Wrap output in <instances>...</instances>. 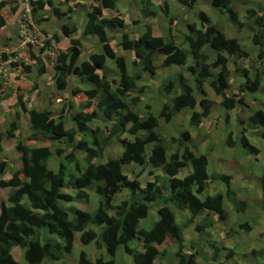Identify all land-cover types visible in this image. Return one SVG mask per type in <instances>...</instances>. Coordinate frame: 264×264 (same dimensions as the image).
<instances>
[{"label": "trees", "instance_id": "obj_1", "mask_svg": "<svg viewBox=\"0 0 264 264\" xmlns=\"http://www.w3.org/2000/svg\"><path fill=\"white\" fill-rule=\"evenodd\" d=\"M91 1L85 12L81 34L95 36L101 51L91 52L86 55L88 59L80 60L81 37L72 35L77 30L74 23L71 25L65 23L61 36L68 39V47L55 49L52 75L53 85L59 91L67 87V78L70 75H75L82 82L85 80L90 82L91 87L71 89L69 93L74 103L71 101L69 104L62 103L58 115H53L47 108L35 109L26 106L23 94L20 93L21 88L16 87L20 90L19 93L15 92L14 106L17 107L15 117L7 124L5 130L0 131V174L9 166L7 159L1 155L4 138L13 140L16 150L13 158L20 160V167L13 169L8 178L0 180V188L9 187L6 202L0 204V264H20L11 253L13 247L23 249V258L28 264H55L65 252L71 250L75 233H79V239L83 244H88L96 238L97 234L89 224L101 226L98 233L101 242L98 246L104 247L106 253L112 257L116 250L122 247L130 256L131 264H154L157 259L158 264H162L169 253L168 248L160 247L164 242L168 246L176 244L173 253L176 264H196L195 257L199 253L193 242L189 243V248L195 250L184 252L183 228L203 211L213 212L219 219H226L228 214L223 208L225 200L231 203L235 212L245 207L241 205L243 200L238 199L242 196L231 187V175L209 173L206 155L195 154L188 147L186 141L190 135L187 131H182L176 138L171 137L176 143V148L169 151L164 136L157 130L158 120L162 118L166 123L171 122L177 113L189 109V123L197 126L210 114L214 104L208 97L207 85L221 98L220 106L224 110L233 109L241 104L243 94L255 93L258 90L264 74V6L252 0H208L211 9L217 12L216 20L212 22L204 12L194 13L199 24L195 22L185 24L188 32L184 36V41L187 43L188 51L176 45L172 38L154 35L153 25L148 21L138 26L137 35L133 37L127 32H118L120 38L116 44L120 46V50L132 53L130 60L132 71L129 72L125 55L115 51L112 44L115 41V34L111 32L117 28H125L129 22L128 18L121 15L110 17L103 15L104 10H115V0ZM165 1L136 0V4L143 19H157L161 13V20L170 27L175 17L169 15ZM177 2L194 12L196 0ZM9 3L0 2V27L5 24L2 8ZM29 3L32 17L46 5H50L52 16L55 18H61L65 14L56 5L51 6L49 0H29ZM16 8L17 5H13L12 10L15 11ZM242 9L243 13H240ZM240 17L247 21H241ZM43 19L47 17L44 16ZM41 20L40 17L36 21ZM226 22L232 23L235 29L245 24L254 27L250 42L258 46L255 62L262 67L254 70L253 74H250L246 63L252 56L251 53L241 46L236 36L224 30L223 23ZM169 27L166 29L169 30ZM108 29L111 30L107 31ZM60 38V35L54 33L45 42L58 43ZM204 46L205 49L211 50L213 57L215 56L213 61H209V54L203 52ZM44 49L45 47L40 48L41 52L35 55L29 54V59L39 63L34 75L46 72L47 66L43 57L49 58V54L43 51ZM15 56V52L0 53V65L1 62L7 63L13 78L21 79V76L31 73L30 65L22 64ZM159 56L161 58L157 60ZM107 59L112 60L114 68L119 73L116 80L110 78L107 71L102 69ZM229 61H232L236 74L243 77V81L237 84V90L232 95H227L231 79ZM171 65L179 66L181 69L172 75L173 78L172 76L163 78L160 82L161 89L170 93L178 87L180 91L176 92L169 102L161 104L157 115L150 110L148 104L144 106L145 114L139 113L136 107L144 92V85L139 86L141 73L153 75L157 67ZM18 66L21 68L18 69ZM215 66H218L217 72L212 71V67ZM9 87L14 88L2 74L0 104L9 98V91H6ZM54 98L59 100V94ZM261 104L262 102L247 116L246 122L258 128L260 136L264 139V103ZM21 112L27 114L30 130L29 135L22 140L18 139L16 134ZM65 113L74 124L69 129L65 128ZM94 120L104 122V127H89L88 123ZM240 122L243 123L245 120ZM125 132L130 137L120 136ZM79 133H89L93 139L91 142L93 146L80 137L77 138ZM241 133L240 142L245 151L258 152V149L249 143L243 130ZM113 138H117L120 143V156L108 157L104 162L95 163L94 160L101 156L103 149ZM36 142L41 145H36ZM227 142L229 144L234 142L230 135ZM59 144H64L66 148L58 146ZM68 148L70 151L66 152ZM80 151L84 153L86 162L83 169L76 161L77 154L82 153ZM53 153L63 160L58 164L57 171L47 166L48 158ZM71 163L74 164V174L67 172ZM130 164L138 165L140 171L145 166L160 168L163 174L161 177L155 175L152 180L141 183L137 178H130L124 174L123 166ZM183 168H188L187 172L183 176H178ZM66 174L71 188L76 190L74 195L61 192ZM216 180L223 183L224 194L217 192L207 195L205 200H202L200 195ZM258 182L264 211V171L260 174ZM88 188L93 189L99 196L98 205L92 213L74 208L69 216V211L58 206L59 200L69 201L73 197L78 200L88 199L86 192ZM122 190L129 191L130 199L123 198L115 202V196ZM137 192L140 193V197H136ZM153 204L156 205L157 220L148 229L139 227V221L147 216ZM171 205L188 212V217L181 224L176 222ZM210 222L203 219L201 223L194 224L195 230L199 231L201 227L210 225ZM240 227L249 229L247 222L240 224ZM43 233L52 238L40 243V236ZM133 240L138 241L141 250L130 246ZM214 249L212 260L216 259L220 247L214 246ZM252 251L263 255L264 247L259 251L254 249ZM231 253L229 250L226 257ZM78 264H114V260L102 256L91 260L82 251L78 257Z\"/></svg>", "mask_w": 264, "mask_h": 264}, {"label": "rangeland", "instance_id": "obj_2", "mask_svg": "<svg viewBox=\"0 0 264 264\" xmlns=\"http://www.w3.org/2000/svg\"><path fill=\"white\" fill-rule=\"evenodd\" d=\"M90 1L91 0H76L77 2L76 4L74 3V1L70 2L69 0H51V2H53V4H55L57 7H59V10L65 14L62 15L61 18H55L54 16H52L50 5H46L43 9H40V11H38V14L31 18V22L33 25L32 32L35 31L34 35L36 36V39L40 41L43 36L51 35L54 33L61 35L63 24L66 23L68 25H71L73 23L72 17H76L78 20L85 16V11L86 9L89 8ZM160 1H165V0H160ZM256 1L260 2L261 4H264V0H256ZM15 2L18 5L15 11L12 10L13 5L15 4L12 1L8 5L4 6L1 11L2 13L4 12L3 14L5 15L4 16L5 24L2 27H0V53L5 54L6 51L7 54H12L15 52L16 53L15 58L21 61L22 64H28L31 61V59H29L30 58L29 54L35 55V53H39L41 51L39 46L37 48L23 43L22 41L23 36L22 33H20V28L22 30L24 28L22 26L23 25L22 22H23V12H24L23 8L25 7V3L22 0ZM165 2L168 3L167 0ZM176 3L178 5V8L181 9L179 10L174 4L172 12H174L175 15L173 22V24L175 23V29L167 30L161 28L164 22L161 20L162 14L160 13L157 16V19L156 18L151 19V21L155 26V28L153 29V34L164 36L166 38H172L173 40H175L176 45L181 46L182 48L187 49L188 51L187 43L184 41V36H183V33L188 32L185 24L191 23L193 20L196 24H199L197 22V19L195 18L194 13L204 12L210 17L213 16L216 17L215 13L217 12L211 9V6L206 1L200 2V0H197L196 1L197 4H195L194 12L189 11L187 7L179 6L177 0ZM167 5L169 6V3ZM115 8H117V11L115 10H105V11H107V14H111V15H116V13L117 14L122 13L124 14V16H126V18H128L129 21L127 26L121 29L120 31L123 33L127 32L130 37L137 35L139 21H136L134 18L137 17L138 14L137 12L139 11V9L136 4V0H116ZM76 9L78 10V12H76ZM44 16L47 17V19H43ZM40 17L42 20L37 22L36 20L39 19ZM182 23L184 26H182ZM227 25L233 28V29L229 28L228 30L229 33L233 34L234 36H238L237 39L238 38L240 39L239 42L241 46L244 49H246L249 53H251L252 56L249 58V60L246 61V63H247V67L250 70V74H253L254 70L256 71L257 69L262 67L261 65L255 62V52H256L255 49L258 48V46L250 42V35L254 31V27L251 24H245V26L243 27L241 26L240 28L235 29L232 23L226 22L223 23L225 31ZM73 36H77V33L74 34ZM117 36L118 34L115 37L116 40L118 39ZM95 39L97 41L96 37ZM96 41L91 40V42H87L84 45V47H88L87 52L86 49L83 48L82 46L83 51L86 55H89L91 52L101 51L100 44H97L98 41L97 42ZM116 42L117 41L113 43L115 51L117 53H121L120 46L116 44ZM56 44H57V48L65 49L68 47V39L66 38V40L64 39L63 41L61 40L58 43L56 42ZM205 48H206L205 46L202 48L203 52L209 54L210 56L209 61H213L215 59V56L214 57L212 56V53L210 52L211 50L209 51ZM50 50L51 49H48L45 52L48 53V51ZM83 51L81 50V52ZM53 53L54 51H52L51 54ZM51 54L49 55V58L46 57V60L44 59V61L46 62L47 69H49L50 71H52V64H50L52 60ZM80 60L83 59L80 58ZM231 63L232 61L228 62V66L231 70V80H230V86L227 89V95L234 94V92L237 90L236 86L241 78L240 75L236 74V72L234 71V66ZM30 64L32 65L33 69L37 70V68L39 67V63L30 62ZM31 65L29 67H30V72L32 73ZM6 66L9 67L7 63L1 62V67H2L1 73L3 74L4 79L8 75L7 80H9V85L12 86L11 81L19 80V79L13 78V74L10 73L11 69L6 68ZM175 66L176 65H174L173 67ZM12 67L13 66H11V68ZM20 68L21 66H18V69ZM111 68H113L112 60L107 59L102 69L103 71L110 72L112 71ZM129 68L131 72L132 68L130 67V65ZM3 69H5V71H3ZM212 71L217 72L218 66L212 67ZM175 72H176V68L165 69L164 67H158L155 73L152 75V77L149 76L146 78V76H143V79L140 80L139 86L144 85V90H143L144 92L143 94H141L140 102L136 107L139 113L145 114L146 109L144 106L148 104L150 105V110L157 115L158 111L160 110L161 104L163 102H169L172 96L176 92L178 93L180 91L178 87H175L173 92L169 93L161 89L160 86V82L164 77L170 76ZM114 73L116 75H119L117 69L114 70ZM2 74H0V77L2 76ZM47 75H48L47 83H50L51 74L48 73ZM262 76L263 78L261 79V83L258 90L255 93L243 94L244 96V99L242 100L243 102L230 110H224L220 106L221 98L215 95L207 85L206 90L208 93V97L214 102V104L210 109L211 110L210 114L206 118L202 119L197 126H193L189 123L190 111L188 109L185 110V112L183 113L180 112L178 115H176L171 122L166 123L162 118H159L158 120L159 125L157 127V130L164 136V140L166 141L169 151H172L173 149L176 148V143L171 140V137L176 138L177 136H179V134L182 131H187L190 134V138L186 141V144L195 154L206 155L208 159L207 171L209 173H226L233 176L234 182L240 185L239 186L240 188L234 186L233 188L236 189L237 194H239L240 192L243 194L242 198H238L239 200H243L241 204L242 206L245 207L243 210L234 213L233 208H231L232 210L229 209V202L225 200L223 201V208L225 211L229 210V212H227V214H229L227 216V220L225 219L219 220L215 214H212L213 218L210 222V225H208L210 227L209 228H207L208 226L205 227L207 228L205 230V237L202 233L196 232L198 242L197 240L191 241L196 243L195 248L199 253L198 256L195 257L196 264H264V254L259 255L257 252L254 253L252 251V249H254L255 251H259L264 247V211L262 210L261 196L258 197V195H260L259 194L260 190L258 192V177L264 171V139L260 136V130L258 128L248 125L246 122L247 116L255 110L258 104L261 102L262 104L264 103V74ZM186 77L188 76L186 75ZM26 78L28 80V83L31 84L27 88H21L20 91V92H24L23 95L26 101V105L37 109H42V108L51 109L54 105L56 110L54 109L52 110L53 115H58L60 108L57 109L56 107L57 106L60 107L61 104L58 105L57 103H55L56 101L55 98L51 99L48 95L50 92L53 91L52 90L53 87H48L47 84L45 87L37 91L35 88V84L37 82V81L35 82V80L37 77L34 76L32 78L29 75ZM78 80L80 81L79 78ZM81 86L83 89L90 88L91 83L85 80V82L83 81ZM19 90H20L19 88L15 90L14 88H10V87L6 89V91H9L8 94L10 96L9 98L3 100L2 103L0 104V131L5 130L7 124L10 121H12V119H14L15 117V112L13 113L12 111L14 110L15 107L14 106L16 100L15 92L19 93L18 92ZM10 91H14V92H10ZM57 91L59 90L55 88V92ZM66 92H68V88L66 89ZM64 95L67 96L66 94ZM65 104L67 103L65 102ZM65 114L67 115V113ZM241 120H245V122L241 123L240 122ZM18 121H19V129L16 131V134L18 135V139L20 138L22 140L25 139L27 135H29V122L27 115L23 116V113L19 114ZM65 122H66L65 124H67V128L74 126L69 121V119L68 120L65 119ZM90 125L92 128L98 126L99 128L100 127L102 128L104 127V122L102 121L97 122V120H94L90 122ZM242 130H243V134L247 137L249 143L253 145L256 149H258V152L252 153L245 151V149L243 148L240 142V136L242 134L241 133ZM229 135L231 136L232 141H234L231 144L227 142V137ZM101 136H103V132H101ZM120 136L130 137L127 135L126 132L122 133ZM79 137L81 138V140L89 142L90 146H93V144L91 143L93 139H91L92 136H90L89 133L86 134L79 133L77 134V138ZM2 144H3V151L1 155L5 159H7L9 166H7L4 173L0 174V180L8 178L13 169L20 167V160L17 158H13L14 151H16L14 148L13 140L10 138H4ZM61 145L62 147L66 148L65 146H63L64 144H59L58 146ZM68 151H70L69 148L66 152ZM120 152H121L120 143L117 141V138H113L105 146L101 156L96 158L94 162L95 163L104 162L108 157L118 158L120 156ZM61 161H63L62 157H59L56 153H53L48 158L47 166L53 171H57L58 164ZM76 161L78 162L81 169L85 167L86 162L84 160L83 152L77 154ZM150 170L152 171V173H149ZM73 171H74V164L71 163V165H69V170H67V172L74 174ZM123 172L124 174H127L130 178H137L141 183H144L147 180H152L153 176L155 175L161 177L163 174V171L160 168L153 169L150 166L149 167L145 166V168L140 171V167L136 164L123 166ZM186 172L187 169L183 168L179 172L178 176H183ZM221 188L223 189L222 193L224 194L225 188L223 186V183L217 180L213 181L209 184V186L204 191V193L200 195V198L202 200H205V197L207 195H213L214 193L220 191ZM61 192L69 193L71 195H74L76 192V190L71 188L68 182L67 174L65 175V183L61 187ZM86 192L88 194V199L78 200L73 197L69 201L59 200L57 201V204L59 207L63 208L64 210L69 211V216H71L70 215L71 211L74 208H79L92 213L96 208V206L98 205L99 196L94 192L93 189L88 188L86 189ZM8 193H9V187L0 188V204L1 202H6ZM136 197H140V193L137 192ZM123 198H125L126 200L130 199V193L128 190L120 191V193L115 196L114 201L118 202L120 200H123ZM171 209L175 212L176 222L178 224H181L182 220H184L185 218L181 214V212L185 213V215H187L188 212L186 210L177 209L172 205H171ZM205 215L207 216V214ZM197 217L202 218L203 215H198ZM157 218L158 216L156 213V206H150L147 216L140 220L139 227H144L148 229L151 227L152 223L155 220H157ZM244 222H247V225L249 226L248 230L240 227V224ZM89 226L97 234L96 238L88 244H83L79 239V233H75L71 250L69 252H65L62 258L56 261L55 264H78V257L80 255V252L82 251L85 252L86 256L91 260H94L98 256H102L105 259L112 258L114 260V264H131L130 256L124 252L122 247H119L116 250L115 255L113 257L106 253L104 247H99L98 243L101 242V240L99 238L98 233L101 230V226H96L92 224H89ZM216 228H219V230H217L219 233V238H217L216 231H213V229ZM192 232H193L192 230H188L186 232V237H189ZM53 237L55 236L53 235ZM47 238H52V236L43 233L40 236V243L47 240ZM216 242L220 247V249L217 250L218 255L216 259L212 260L211 256L215 250L214 246H216ZM166 245H167L166 243L162 244V246L165 247ZM175 245L176 244L174 243V247L176 248ZM130 246L141 249V246L138 244L137 240L131 241ZM162 246L160 247L162 248ZM187 248L188 247H186V249ZM229 250H231L232 253L228 257H226ZM188 251L193 252L194 248L188 249ZM11 253L13 257L18 262H20V264H28L23 258V249L19 247H13ZM207 256L209 258H207ZM158 263L159 260L158 259L155 260L154 264H158ZM162 264H176V259L173 257V255H171V252L167 254Z\"/></svg>", "mask_w": 264, "mask_h": 264}, {"label": "crops", "instance_id": "obj_3", "mask_svg": "<svg viewBox=\"0 0 264 264\" xmlns=\"http://www.w3.org/2000/svg\"><path fill=\"white\" fill-rule=\"evenodd\" d=\"M70 2H72V1H74V3H76L77 4V2H76V0H69ZM168 1V3H169V6H168V8H169V15H172V16H175L174 15V12H172V10H173V6H174V4H175V6L178 8V5H177V3H176V0H167ZM197 1V0H196ZM204 1H206V2H209L208 0H200V2H204ZM253 2H255L254 0H252ZM50 3H51V5L53 6L54 4H53V2H51V0H50ZM55 3V2H54ZM89 3H92V1H90ZM115 3H116V0H115ZM167 3V4H168ZM255 3H257V4H260V5H262V6H264V4H261L260 2H258V1H256ZM179 4V3H178ZM195 4H197L196 2H195ZM179 6H182V7H185V6H183V5H180L179 4ZM179 10L181 9V8H178ZM183 9H185V8H183ZM137 10V9H136ZM115 11H117V8H115ZM76 12H78V10L76 9ZM138 14H137V17H135L134 19L135 20H137V21H139V25L138 26H140L141 25V23H143V22H145V21H148V22H150L152 25H153V28H155V26H154V24H153V22L151 21V19H143L142 18V16L140 15V12L138 11L137 12ZM240 13H243V9L240 11ZM103 15L104 16H112L111 14H107V11H103ZM116 15H121V16H124V14H122V13H120V14H117L116 13ZM209 16V15H208ZM124 17H126V16H124ZM210 17V16H209ZM73 18V23L76 25V31L72 34V35H74V34H76L77 33V36L78 37H81V47H80V51L82 50L83 51V48H85L86 49V52L88 51V47H84V45L87 43V42H91V40H95L96 41V39H95V37L94 36H91V35H88V36H84V35H82L81 34V29H82V25H83V23H84V21H85V16L84 17H82L81 19H78L77 20V18L76 17H72ZM211 18V21L212 22H214L215 20H216V17L215 16H213V17H210ZM131 19V18H130ZM240 20L241 21H247L246 19H244L243 17H240ZM192 22H194V20L192 21ZM191 22V23H192ZM178 25V24H177ZM176 25V26H177ZM127 26V25H126ZM125 26V27H126ZM163 27H164V29H166L167 28V25L164 23L163 25H162ZM182 26H184L183 25V23H182ZM243 26H245V25H243ZM242 26V27H243ZM229 28H231V29H233L232 27H230V26H226V30L228 31L229 30ZM121 29H123V28H121ZM121 29H119V28H117V29H114V30H112L111 32H114L113 34H115V37H116V35L118 34V32H121L120 30ZM169 29H175V23L173 24H171V26L169 27ZM46 30V29H45ZM111 29H108L107 31H110ZM228 33H229V31H228ZM55 34H57V33H55ZM230 34V33H229ZM59 35V34H58ZM186 35V33H183V36H185ZM233 35V34H232ZM236 37H238V36H236ZM66 40V38L65 37H62V38H60V41L62 40ZM118 39H119V35H118ZM117 39V40H118ZM114 40V39H113ZM116 40V38H115V41H117ZM240 39L238 38V41H239ZM84 41V42H83ZM115 41L114 42H112V44L113 43H115ZM97 42V41H96ZM174 42H175V40H174ZM97 44H99V43H97ZM82 46H83V48H82ZM263 48H264V40H263ZM255 50H257V48L255 49ZM121 53L122 54H124L125 55V59H126V65H127V69H128V71L130 72V68H129V65H130V60L132 59V53H131V51H124V50H121ZM85 58H84V57ZM81 58L82 59H88V57H86V54L84 53V51L83 52H81ZM161 57L159 56L158 57V60L160 59ZM113 63V62H112ZM157 63H159V62H157ZM174 65H171V66H166V67H164L165 69H168V68H170V69H174V68H176V72L175 73H177L178 71H180V67L179 66H175V67H173ZM6 68H8V67H6ZM158 68V67H157ZM157 68H156V70H157ZM9 69V68H8ZM112 69V71H110L111 72V74H110V72H108L107 71V73L109 74V76H110V78H112V79H118V76L119 75H116L115 73H114V70H116L115 68H114V63H113V68H111ZM32 70V73L31 74H29L31 77H33V76H35L34 75V72H35V69H31ZM155 70V71H156ZM48 73H50L51 74V80H50V83H47V80H48ZM143 73H144V75H143ZM142 74H141V79H143V76H146V78L147 77H149V76H151L152 77V75H149V73H146V72H143ZM174 73V74H175ZM174 74H172V75H174ZM29 75H27V76H29ZM52 75H53V73H52V71H50L49 69H46V72L45 73H43L42 75H38L37 76V78H36V80H35V82H36V84H35V86H36V90L38 91L39 89H42L43 87H45L47 84H48V87H53L52 88V92H50L48 95H49V97L51 98V99H53L54 98V96L56 95V94H59V96H60V99L59 100H56L55 101V103H57L58 105H60V104H62V103H68L69 104V101H71V102H73V100H72V98H71V96H70V93H69V91L71 90V89H74V88H76V87H80V88H82V81L80 80H78V78L75 76V75H70V76H68V78H67V87L64 89V90H60V91H57V92H55V87H54V85H53V78H52ZM172 75H170V76H172ZM27 76H21V79H19V80H14V81H11L12 82V86L14 87V89L15 90H17L16 89V86H19V85H22V86H19V88H27V87H29L30 86V84L31 83H28V80H27ZM45 77V78H44ZM166 77H168V76H166ZM165 78V77H164ZM231 80V79H230ZM243 81V78L241 77L240 78V81H239V83H238V85L241 83ZM68 88V92H66V89ZM64 94H66L67 96H65ZM74 103V102H73ZM76 104V103H75ZM77 105V104H76ZM27 106V105H26ZM16 108L17 107H14V110L12 111L13 113L15 112V110H16ZM57 109H59V106H57L56 107ZM75 108H76V106H75ZM75 108H74V110H75ZM37 109V108H36ZM43 109V108H42ZM56 110L55 109V107H54V105H53V107L50 109L51 110V112H52V110ZM71 111H73V109L71 110ZM180 112H185V110H183V111H180ZM179 112V113H180ZM21 114V113H20ZM52 114H53V112H52ZM24 115H26V113H23V116ZM178 115V114H177ZM65 119H69V121L73 124V122L70 120V118H69V116L68 115H66V118ZM204 119V118H203ZM66 123V122H65ZM74 125V124H73ZM88 125H89V127H91V125H90V123H88ZM194 126V125H193ZM73 127V126H72ZM65 128L66 129H69V127L67 128V124H65ZM71 128V127H70ZM92 128V127H91ZM29 133H30V130H29ZM190 135V134H189ZM37 144L36 145H41V144H39V142H36ZM187 170H188V168H186ZM182 170V169H181ZM180 170V171H181ZM179 171V172H180ZM179 174V173H178ZM230 184H231V187H239L240 185L239 184H237V183H235L234 182V177L233 176H231V180H230ZM240 188V187H239ZM223 191V189L221 188V190L220 191H218L219 193H221ZM241 196L243 195L241 192L239 193ZM229 209H230V207H229ZM231 210V209H230ZM228 212H229V210H228ZM207 214V216L205 215V214ZM181 214L185 217L184 219H186L187 217H188V213H187V215H185V213H183V212H181ZM212 214H214L213 212H209V211H203L202 212V214L201 215H203V217L202 218H198V217H195L194 219H193V223H191L189 226H187V227H184L183 228V232H182V236H183V240H184V246L186 245L187 247L189 246V243L192 241V240H197V242H198V238H197V234H196V232L197 231H195L194 230V228H193V225L194 224H196V222L198 223V222H200V221H202L203 219H205V221L208 219V220H212V218H213V215ZM216 216H217V214H215ZM218 218V217H217ZM207 220V221H208ZM220 220V219H219ZM225 220H227V219H225ZM183 221V220H182ZM213 226V225H212ZM211 226V227H212ZM206 227V226H205ZM205 227H201L200 228V232L199 233H202L203 235H204V237H205V230L207 229V228H209L210 226H208L207 228H205ZM144 228V227H143ZM186 228V229H185ZM203 228H205V229H203ZM188 230H192L193 232L191 233V235L189 236V237H186V232L188 231ZM217 230H219V228H216V229H213V231H216V234H217V238H219V233H218V231ZM194 243V245H196V243L195 242H193ZM162 244H164V242L162 243ZM162 244H160V246H162ZM216 245H218L217 244V242H216ZM186 246L184 247V250L186 249ZM162 248H168V250H169V253L171 252V255H173V253H174V251H175V247H174V245H172V246H168V245H166V247L165 246H162ZM184 252H186L187 253V250L186 251H184ZM174 257V256H173Z\"/></svg>", "mask_w": 264, "mask_h": 264}, {"label": "clouds", "instance_id": "obj_4", "mask_svg": "<svg viewBox=\"0 0 264 264\" xmlns=\"http://www.w3.org/2000/svg\"><path fill=\"white\" fill-rule=\"evenodd\" d=\"M1 1H6L7 3H9V2H14L15 4L14 5H17L16 4V2L14 1V0H1ZM0 1V2H1ZM28 1V4L30 5V3H29V0H27ZM91 3H89V5H90ZM55 5V4H54ZM18 6V5H17ZM86 12V11H85ZM86 14V13H85ZM31 18H32V16H31V6H30V20H31ZM24 22H26V20H25V18L23 17V22H22V24H24ZM23 26V25H22ZM33 25H32V22H31V24H28L27 25V30L26 31H24V29L22 30L21 28H20V33H22V36H23V38H22V41L24 40V36H25V34L26 33H29L30 35H32L33 36V40H34V42L33 43H25V44H27V45H29V46H34V47H37L38 48V46L40 47V48H44L45 47V49L43 50V51H46V50H48V49H51L50 51H48V54L50 55L51 53H52V51H54V53L53 54H51L52 55V60H51V63L50 64H52V73H53V61H54V58H55V55H56V52H55V49H60V48H57V44L54 42H50L49 44L48 43H46L45 41L48 39V37H50V35H45V36H43L42 38H41V40L39 41V40H37L36 39V36L34 35V32H32L33 31V27H32ZM31 27H32V29H31ZM60 37L62 38V36L60 35ZM66 38V37H65ZM40 42H42L43 43V45L42 46H40L39 45V43ZM23 43H24V41H23ZM46 60V58L45 57H43V60ZM10 60H7V62H9ZM30 62H34L35 63V61L34 60H31ZM30 62L28 63V64H30ZM31 65V64H30ZM32 66V65H31ZM7 67V66H6ZM160 67V66H159ZM1 65H0V74H2L1 73ZM9 69H10V66L8 67ZM36 70V69H35ZM3 71H5V69H3ZM29 75V74H28ZM35 76L37 77L38 75L37 74H35ZM34 77V76H33ZM32 77V78H33ZM5 79H7V76H6V78ZM32 85H34V84H32ZM35 88H36V86H35ZM21 94H23L24 92H20ZM23 99L25 100V98H24V95H23ZM25 105H26V101H25ZM28 107H30V106H28ZM34 108V107H33ZM36 109V108H35ZM196 110H197V108H195ZM187 110V109H186ZM189 110V109H188ZM190 111V110H189ZM22 113V112H21ZM177 114H179V113H177ZM176 114V115H177ZM27 115V114H26ZM175 115V116H176ZM28 118V117H27ZM175 118V117H174ZM247 138V137H246ZM3 142V141H2ZM258 179H259V177H258ZM258 184H259V182H258ZM258 192H259V188H258ZM258 197H259V195H258ZM257 197V198H258ZM153 206H156V205H154L153 204ZM229 207H230V209L232 208V206H231V204H229ZM232 210V209H231ZM228 212V211H227ZM234 213H235V211H233ZM215 214V213H214ZM201 215V214H200ZM229 215V214H228ZM197 217V216H196ZM218 217V216H217ZM219 219V218H218ZM227 219V218H226ZM185 220V219H184ZM183 220V221H184ZM220 220H224V219H220ZM182 221V222H183ZM140 222V221H139ZM181 222V223H182ZM191 223H193V222H191ZM190 223V224H191ZM198 223H201V221L200 222H198ZM189 224V225H190ZM196 224H197V222H196ZM188 225V226H189ZM185 227H187V226H185ZM193 228H194V230H195V227H194V225H193ZM196 231V230H195ZM197 232H200V231H197ZM186 246V245H185ZM187 247V246H186ZM216 247H219L218 245H216ZM222 248V247H221ZM188 249H191V248H189V246H188V248L187 249H185V250H187V252H190V251H188ZM139 250H141V249H139ZM195 250V249H194Z\"/></svg>", "mask_w": 264, "mask_h": 264}, {"label": "built area", "instance_id": "obj_5", "mask_svg": "<svg viewBox=\"0 0 264 264\" xmlns=\"http://www.w3.org/2000/svg\"><path fill=\"white\" fill-rule=\"evenodd\" d=\"M1 1V0H0ZM14 1H21V0H14ZM24 3H25V7L23 8V17L25 18L26 22H24L23 24V29L24 31L27 30V25L28 24H31V20H30V5L28 4V1L27 0H22ZM24 43H33L34 40H33V36L30 35L29 33H26L25 36H24ZM40 46L43 45L42 42L39 43Z\"/></svg>", "mask_w": 264, "mask_h": 264}]
</instances>
